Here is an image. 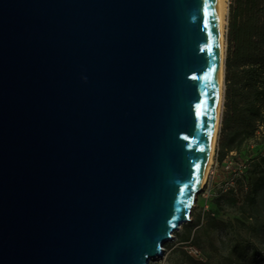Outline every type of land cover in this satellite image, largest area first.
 Listing matches in <instances>:
<instances>
[{"label":"water","instance_id":"95a60500","mask_svg":"<svg viewBox=\"0 0 264 264\" xmlns=\"http://www.w3.org/2000/svg\"><path fill=\"white\" fill-rule=\"evenodd\" d=\"M220 57L217 0H0V264L162 256L202 188Z\"/></svg>","mask_w":264,"mask_h":264},{"label":"rangeland","instance_id":"374dc122","mask_svg":"<svg viewBox=\"0 0 264 264\" xmlns=\"http://www.w3.org/2000/svg\"><path fill=\"white\" fill-rule=\"evenodd\" d=\"M232 3L228 0L225 62ZM225 90L224 80L220 130L208 180L196 195L189 222L173 233V238L163 246V255L150 264H264V189L256 203L250 205L245 201L248 188L237 182L247 168L241 167L237 158L242 156L248 164L261 154L264 144L261 137L248 139L240 150L220 160Z\"/></svg>","mask_w":264,"mask_h":264},{"label":"trees","instance_id":"16d2710c","mask_svg":"<svg viewBox=\"0 0 264 264\" xmlns=\"http://www.w3.org/2000/svg\"><path fill=\"white\" fill-rule=\"evenodd\" d=\"M227 38L220 160L248 139L261 137L264 144V0H233ZM237 160L247 167L237 182L248 188L245 201L253 205L264 189V150L248 164Z\"/></svg>","mask_w":264,"mask_h":264},{"label":"bare ground","instance_id":"6f19581e","mask_svg":"<svg viewBox=\"0 0 264 264\" xmlns=\"http://www.w3.org/2000/svg\"><path fill=\"white\" fill-rule=\"evenodd\" d=\"M217 11H218V23H219V32H220V42H221V90H220V96H219V114L218 119L215 125L214 134H213V140H212V150L207 162L206 170L204 173V177L202 180L201 187L204 186V184L207 182L209 174H210V168L214 161V154H215V148L217 145L218 140V134L220 130V123H221V114L223 109V100H224V60L226 55V39H225V25H226V17L228 13V0H217Z\"/></svg>","mask_w":264,"mask_h":264}]
</instances>
